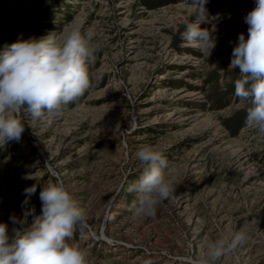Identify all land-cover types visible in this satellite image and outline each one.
Masks as SVG:
<instances>
[{
  "label": "rangeland",
  "instance_id": "obj_1",
  "mask_svg": "<svg viewBox=\"0 0 264 264\" xmlns=\"http://www.w3.org/2000/svg\"><path fill=\"white\" fill-rule=\"evenodd\" d=\"M238 1L206 11L201 27L216 39L209 53L175 45L193 16L187 0L155 10L138 0H0V51L18 38L60 39L76 25L92 27L99 44L89 89L59 114L33 119L22 110L21 138L0 146V223L10 235L21 227L10 217L31 224L42 214L39 192L58 175L85 213L70 242L89 251V264H187L221 231L241 228L247 241L218 264H264V134L245 126L233 135L223 123L250 106L229 89L239 73L229 68L232 50L240 33L247 37L244 17L255 6ZM48 8L54 18L35 29V13ZM214 92L227 97L213 103ZM145 146L177 173L155 218L133 214L137 194L128 190ZM33 184L25 205L23 190Z\"/></svg>",
  "mask_w": 264,
  "mask_h": 264
},
{
  "label": "clouds",
  "instance_id": "obj_2",
  "mask_svg": "<svg viewBox=\"0 0 264 264\" xmlns=\"http://www.w3.org/2000/svg\"><path fill=\"white\" fill-rule=\"evenodd\" d=\"M208 0H189L193 16L185 24L180 38L201 52L216 46L213 31L202 28L207 22ZM247 37L238 36L229 68L239 69L235 96L248 103L245 124L264 134V0H255L254 8L244 17ZM92 27H72L62 38L52 34L36 39L18 38L0 51V146L18 141L25 130L21 111L33 119L59 114L90 87L88 66L96 61L99 44ZM142 167L138 180L129 191L137 194L133 214L155 218L157 207L175 191L176 170L171 169L163 153L151 146L136 152ZM33 184L23 190L27 205L36 193ZM42 214L31 224L10 217L20 224L10 235L8 225L0 223V264H89V251L70 242L85 213L58 175L39 192ZM27 224V227L25 226ZM248 233L221 231L201 256L187 258V264H218L247 241Z\"/></svg>",
  "mask_w": 264,
  "mask_h": 264
},
{
  "label": "trees",
  "instance_id": "obj_3",
  "mask_svg": "<svg viewBox=\"0 0 264 264\" xmlns=\"http://www.w3.org/2000/svg\"><path fill=\"white\" fill-rule=\"evenodd\" d=\"M139 3L144 6L146 9L148 10H155L158 9L160 7L163 6H167L170 5L172 3H176L182 0H138ZM189 1V0H187ZM238 1V0H237ZM239 2V1H238ZM223 7V3L222 0H208V2L205 5L206 11H211V12H215L220 10ZM235 9L239 10L241 7L239 6L238 3L235 4L234 6ZM35 17H36V22L34 25L35 29H38V26H41L40 24V20H45V21H51L54 18V14L52 9L48 8V9H39L36 13H35ZM18 21H20L22 19V16L20 13H16L14 14V16L12 17ZM48 27L49 26H45ZM184 29L182 31L179 32L178 35L175 36V45L178 46L181 43V38H180V33L183 32ZM229 58V52L228 50H226V52H223V54H220L219 57V65L218 68L220 70H224L226 69V67L228 66V59ZM240 78L239 73L233 72V82L232 84L229 86V89H231V92H235V81L237 79ZM211 82L212 83H218L219 79L218 76H215L214 78H211ZM226 98L227 95L225 93L222 92V94L218 93V92H214L212 94L209 95V100L212 101L213 103L219 104V102L224 99V97ZM246 110H240L235 112L232 116L226 118L224 120V125L225 127L233 134V135H237L240 130L242 128H244L246 126L245 124V118H246ZM151 133H155V130L153 129H149ZM131 195H127L126 196V200L128 204H132L133 202H131Z\"/></svg>",
  "mask_w": 264,
  "mask_h": 264
}]
</instances>
